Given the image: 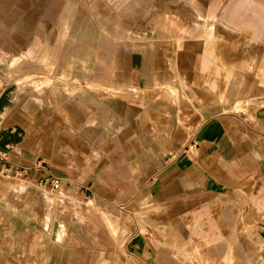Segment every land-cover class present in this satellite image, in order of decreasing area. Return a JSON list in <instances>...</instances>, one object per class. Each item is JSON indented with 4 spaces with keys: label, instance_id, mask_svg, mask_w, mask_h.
Returning a JSON list of instances; mask_svg holds the SVG:
<instances>
[{
    "label": "crops",
    "instance_id": "0c3cea01",
    "mask_svg": "<svg viewBox=\"0 0 264 264\" xmlns=\"http://www.w3.org/2000/svg\"><path fill=\"white\" fill-rule=\"evenodd\" d=\"M262 86L264 0H0V264H264Z\"/></svg>",
    "mask_w": 264,
    "mask_h": 264
},
{
    "label": "rangeland",
    "instance_id": "374dc122",
    "mask_svg": "<svg viewBox=\"0 0 264 264\" xmlns=\"http://www.w3.org/2000/svg\"><path fill=\"white\" fill-rule=\"evenodd\" d=\"M226 1V0H225ZM163 9L161 10V12L159 14H155V15H150L149 13H147L145 16H143V18L141 19H134L132 20L129 24H127L126 26V30H125V34H128V32H130V34H137L138 32L140 33H144L147 31H153V29H155V27L158 25V23L160 22V19L162 18H172L174 21L178 20L180 18L179 14H173L172 15V11H171V7L170 5H164L162 6ZM217 27H221L220 24H216ZM240 38V37H238ZM243 38V35H242ZM253 74V72H250ZM254 75V74H253ZM264 88V86H262ZM261 182L260 180L258 181H254V180H248L247 182H245L242 187H247L248 189L251 187H256L258 188V193L257 195L259 196L260 194V188H261ZM255 200V199H254ZM242 221H244L245 218H247L248 220H250L251 218L253 219L252 222L250 220V222L252 224L249 223V227L244 229V225L242 222V226L239 227L238 229H235V234L237 235H251V234H256L258 233V235H264V230H262L264 228V209L260 206L259 203V197L257 199V209L252 208L249 209L248 205H247V211H243L242 214ZM248 247L250 245H247ZM262 248L259 247V251H261ZM238 261L236 260H231L230 264H235ZM262 261H259V264ZM227 264V263H226Z\"/></svg>",
    "mask_w": 264,
    "mask_h": 264
},
{
    "label": "built area",
    "instance_id": "2783aa9c",
    "mask_svg": "<svg viewBox=\"0 0 264 264\" xmlns=\"http://www.w3.org/2000/svg\"><path fill=\"white\" fill-rule=\"evenodd\" d=\"M194 145H191L188 149L193 150ZM12 175V168L7 165L6 155L3 152H0V179L15 177ZM39 184L42 186H48L51 191L55 192L60 187V181L56 178L45 177L39 181Z\"/></svg>",
    "mask_w": 264,
    "mask_h": 264
}]
</instances>
